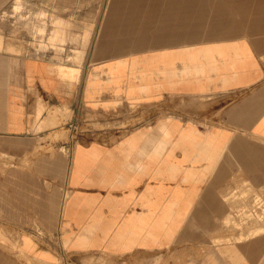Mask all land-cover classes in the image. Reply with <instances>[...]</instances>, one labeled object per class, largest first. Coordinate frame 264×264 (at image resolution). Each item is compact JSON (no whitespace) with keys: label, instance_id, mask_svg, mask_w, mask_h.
Listing matches in <instances>:
<instances>
[{"label":"crops","instance_id":"crops-1","mask_svg":"<svg viewBox=\"0 0 264 264\" xmlns=\"http://www.w3.org/2000/svg\"><path fill=\"white\" fill-rule=\"evenodd\" d=\"M27 1L37 46L0 32V264H228L205 236L264 185V0Z\"/></svg>","mask_w":264,"mask_h":264},{"label":"rangeland","instance_id":"rangeland-1","mask_svg":"<svg viewBox=\"0 0 264 264\" xmlns=\"http://www.w3.org/2000/svg\"><path fill=\"white\" fill-rule=\"evenodd\" d=\"M27 0H16V4L13 7L7 8L5 5L3 10H0V32L3 35H9L12 40L18 44L26 43L29 45L38 44V32L39 22L36 18L41 13H36L39 10L37 7L30 4ZM17 5L20 6L16 9ZM44 14V13H42ZM10 24L8 25V20ZM9 29V33L8 30ZM22 30H25L26 37H19ZM42 30H44V24H42ZM1 43L7 41V38L0 36ZM139 118H132L127 122H122L124 125L135 124L139 121ZM112 125H118L120 122H112ZM76 129V128H75ZM264 145V141H260ZM233 200L241 203L242 207L237 214L227 215L222 219V225L226 226L223 229L207 230L206 241L207 243L217 244L218 253L222 259L228 264H248V258L246 253L248 251L246 247L251 242V236L254 231H260L256 234L258 238L264 235V185L258 182L244 181L238 183L235 189H232ZM228 200H231L228 198ZM238 227V228H232ZM244 226H251L253 228H243ZM7 229L5 226L0 228V239H5ZM20 235H18L19 237ZM251 238V239H250ZM237 247L244 254L241 258H236L233 249ZM18 245L15 249L17 250ZM255 261L253 264H264V249L256 251L254 254Z\"/></svg>","mask_w":264,"mask_h":264},{"label":"bare ground","instance_id":"bare-ground-1","mask_svg":"<svg viewBox=\"0 0 264 264\" xmlns=\"http://www.w3.org/2000/svg\"><path fill=\"white\" fill-rule=\"evenodd\" d=\"M111 139V138H110Z\"/></svg>","mask_w":264,"mask_h":264}]
</instances>
